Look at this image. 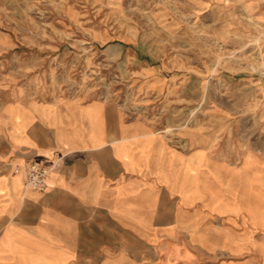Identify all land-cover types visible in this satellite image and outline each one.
<instances>
[{"label": "crops", "instance_id": "0c3cea01", "mask_svg": "<svg viewBox=\"0 0 264 264\" xmlns=\"http://www.w3.org/2000/svg\"><path fill=\"white\" fill-rule=\"evenodd\" d=\"M236 74L219 80L264 103V77ZM4 118L0 264H264L263 154L231 160L200 134L174 145L96 98L12 104ZM32 161L51 168L44 191L25 188Z\"/></svg>", "mask_w": 264, "mask_h": 264}, {"label": "rangeland", "instance_id": "374dc122", "mask_svg": "<svg viewBox=\"0 0 264 264\" xmlns=\"http://www.w3.org/2000/svg\"><path fill=\"white\" fill-rule=\"evenodd\" d=\"M220 70L264 77V4L0 0V152L12 104L96 98L149 121L174 145L190 148L200 134L231 160L246 150L264 155L262 99L243 83H222Z\"/></svg>", "mask_w": 264, "mask_h": 264}, {"label": "built area", "instance_id": "2783aa9c", "mask_svg": "<svg viewBox=\"0 0 264 264\" xmlns=\"http://www.w3.org/2000/svg\"><path fill=\"white\" fill-rule=\"evenodd\" d=\"M50 171V167H47L40 162H30L26 168L27 189L33 191H44L46 189L47 178L49 176Z\"/></svg>", "mask_w": 264, "mask_h": 264}]
</instances>
